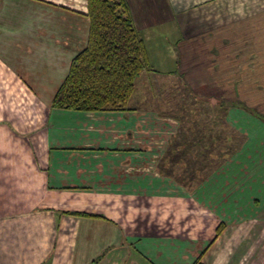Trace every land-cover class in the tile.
Returning a JSON list of instances; mask_svg holds the SVG:
<instances>
[{
  "label": "crops",
  "instance_id": "obj_1",
  "mask_svg": "<svg viewBox=\"0 0 264 264\" xmlns=\"http://www.w3.org/2000/svg\"><path fill=\"white\" fill-rule=\"evenodd\" d=\"M127 1L146 41L148 73L158 72L153 61L160 64L165 49L178 86L185 83L183 12L260 4ZM161 16L177 28L165 48ZM89 32L88 0H0V264H192L207 248L206 264L227 262L217 252L224 233L243 216L264 213V167L251 170L254 162L264 166V115L216 99L247 139L232 159L198 176L180 158L187 153L195 164L202 161L199 142L179 144V118L165 110L129 108L130 101L124 110L96 112L53 106ZM205 97H195L204 108L203 134L212 118L207 101L213 106Z\"/></svg>",
  "mask_w": 264,
  "mask_h": 264
},
{
  "label": "rangeland",
  "instance_id": "obj_2",
  "mask_svg": "<svg viewBox=\"0 0 264 264\" xmlns=\"http://www.w3.org/2000/svg\"><path fill=\"white\" fill-rule=\"evenodd\" d=\"M259 2V5L256 6V3L254 6L248 5L249 7L246 6L244 10L242 7H230L228 11L223 12L213 7L191 10L187 8L181 18L183 21L181 31L184 38L179 44L182 63L180 74L185 83L178 86L177 79H171L173 78L170 72L173 66L170 60L172 57L164 49L160 51V64L153 61V66L156 69L159 68L158 72L143 71L138 79L129 108L139 110L148 108L162 112L165 110L179 118L178 125L180 123L181 127L188 116L191 117L189 112L193 108L194 100L197 99L195 96L200 95V97H212L213 106L209 107L208 101L206 106V111L212 114H222V110H227L215 104L216 99L223 98L233 101L230 106L223 104L228 109H231L234 104L242 105L243 103L264 115V0ZM205 11L206 16L210 15V18L198 17ZM166 20L160 17V23L169 22ZM176 30L173 23H166L160 28L161 47L169 46L172 40L174 42L175 39L167 38L171 34L175 35ZM165 58L169 61H165ZM197 100L198 105L202 103L201 99ZM232 123L228 122L229 127L222 130L230 134L232 139L229 141L225 135L221 136L218 150H221V147L232 146L237 152V148L246 141L247 136L241 134L237 126ZM180 133L179 129L178 134ZM219 152L221 151L217 153ZM182 157L180 161L188 164L190 170L193 167L198 172L205 168L200 175L210 169L211 163L223 161V158L211 157L212 162L204 161L202 165L200 161L195 164L187 153H183ZM261 157L264 158V154ZM239 159L241 161L245 158L241 155ZM239 159L234 158L233 161ZM260 164L263 163L254 162L251 170L256 171L260 168L261 172L264 166ZM216 165L218 164H214L213 167ZM186 171H188L187 168ZM246 218L243 216L235 224L232 223L233 226L224 233L217 252L224 255L222 259L229 260L226 262L225 259H221L222 261L217 259L215 264H253V262L264 261V213ZM208 250L209 248L205 253Z\"/></svg>",
  "mask_w": 264,
  "mask_h": 264
},
{
  "label": "trees",
  "instance_id": "obj_3",
  "mask_svg": "<svg viewBox=\"0 0 264 264\" xmlns=\"http://www.w3.org/2000/svg\"><path fill=\"white\" fill-rule=\"evenodd\" d=\"M88 15L90 32L87 46L72 60L70 71L54 97L53 106L93 112L127 109L141 74L152 70L146 41L134 22L127 0H88ZM205 99L212 97L206 96ZM217 103L218 107L222 104L221 100ZM193 105L189 112L191 117L188 116L180 127L179 144L199 142L195 152L202 165L209 157L230 158L236 150L232 146L218 150L221 136L225 135L229 141L232 139L230 134L223 132L229 127L226 111L212 114L210 122L207 118V133L203 134L200 128L204 125V117L199 120V115L203 114L204 108ZM203 170L196 172L197 175ZM224 225L221 223L218 226L217 236ZM205 252L203 250L192 264H206L202 260Z\"/></svg>",
  "mask_w": 264,
  "mask_h": 264
}]
</instances>
